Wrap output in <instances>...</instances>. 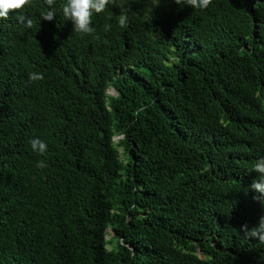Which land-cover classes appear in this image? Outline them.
Listing matches in <instances>:
<instances>
[{
	"label": "trees",
	"instance_id": "1",
	"mask_svg": "<svg viewBox=\"0 0 264 264\" xmlns=\"http://www.w3.org/2000/svg\"><path fill=\"white\" fill-rule=\"evenodd\" d=\"M65 2L0 20V264H264V0H128L92 35Z\"/></svg>",
	"mask_w": 264,
	"mask_h": 264
},
{
	"label": "clouds",
	"instance_id": "2",
	"mask_svg": "<svg viewBox=\"0 0 264 264\" xmlns=\"http://www.w3.org/2000/svg\"><path fill=\"white\" fill-rule=\"evenodd\" d=\"M187 6L195 8H207L210 0H184ZM29 0H0V20L8 19L10 13H15L16 10L23 9ZM48 6V11L42 16V20L52 22L56 17V12L53 8L55 0H45ZM128 0H66L62 7V14L67 21L73 25V30L77 33L92 35L95 29L92 27V18L94 15L105 12L110 5L122 10L119 25L125 27L128 22L127 12ZM179 6L182 0H175ZM18 22L27 28L32 27V20L24 15L17 17ZM111 25H106L105 30H110ZM31 80L43 79V76L37 73L30 74ZM47 144L40 139L31 141V149L44 155L47 152ZM47 165L40 161L37 164L38 168H45ZM257 174L250 185V190L257 193V199L264 206V157L257 159L252 168L251 173ZM241 231L247 239L257 240L260 244H264V216H262L256 227L249 230L247 225H243Z\"/></svg>",
	"mask_w": 264,
	"mask_h": 264
},
{
	"label": "rangeland",
	"instance_id": "3",
	"mask_svg": "<svg viewBox=\"0 0 264 264\" xmlns=\"http://www.w3.org/2000/svg\"><path fill=\"white\" fill-rule=\"evenodd\" d=\"M169 6H170V5H169ZM149 8H150V9H154V10H155V9L160 10L159 5H158L157 2H152V3L150 4ZM169 10H170V7H168V9H167L166 11H169ZM109 94H110V95H116L115 92H114L113 90L109 91ZM119 139H120V138H118V139H116V140L118 141ZM120 153H121L122 158H124V151L121 150Z\"/></svg>",
	"mask_w": 264,
	"mask_h": 264
}]
</instances>
